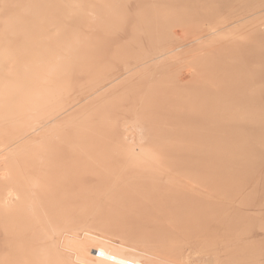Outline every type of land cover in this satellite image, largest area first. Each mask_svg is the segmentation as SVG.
<instances>
[{
  "label": "rangeland",
  "instance_id": "rangeland-1",
  "mask_svg": "<svg viewBox=\"0 0 264 264\" xmlns=\"http://www.w3.org/2000/svg\"><path fill=\"white\" fill-rule=\"evenodd\" d=\"M253 243L264 264V0H0V264Z\"/></svg>",
  "mask_w": 264,
  "mask_h": 264
},
{
  "label": "bare ground",
  "instance_id": "bare-ground-1",
  "mask_svg": "<svg viewBox=\"0 0 264 264\" xmlns=\"http://www.w3.org/2000/svg\"><path fill=\"white\" fill-rule=\"evenodd\" d=\"M71 181V180H70ZM102 257L106 261H111L116 264H146L140 259L133 256L125 255L119 252H112L110 249L99 246L94 250V254ZM258 253L257 245L253 243V246L250 248L249 259L242 260L241 264H252L256 254Z\"/></svg>",
  "mask_w": 264,
  "mask_h": 264
}]
</instances>
